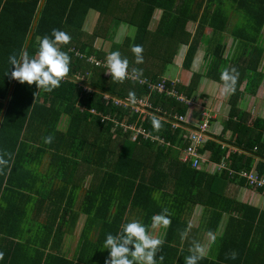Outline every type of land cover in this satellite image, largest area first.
<instances>
[{
	"label": "trees",
	"instance_id": "1",
	"mask_svg": "<svg viewBox=\"0 0 264 264\" xmlns=\"http://www.w3.org/2000/svg\"><path fill=\"white\" fill-rule=\"evenodd\" d=\"M40 2L0 0V113L13 82L0 120V155L8 160L0 166V264H105L108 250L100 247L107 233L115 234L135 213L132 220H142L150 230L151 217L163 209L171 223L157 236L164 241L158 264H184L197 228L216 237L198 264H264V209L228 194L230 186L249 187L245 180L228 169L210 173L180 160L188 143L185 124L173 128L170 119L185 115L188 105L137 80L114 81L104 66L81 56L105 62L119 51L129 72L142 69L139 78L151 83L164 79L166 89L174 87L186 100L197 95L202 79L223 87L221 72L235 67L239 77L227 95L222 131L209 133L199 151H208L214 162L225 158L236 171L251 169L258 159L255 168L264 175V118L243 105L264 85V45L258 43L264 0H43L37 16ZM90 10L97 16L88 32L83 26ZM121 23L133 32L116 42ZM53 29L70 36L68 44L58 45L71 58L61 85L46 92L34 82L12 79L8 56L19 57L25 49L34 57L39 41ZM206 29L200 70L187 83L166 75L181 48V69H191ZM135 45L143 49L139 64L131 51ZM129 92L135 99L147 97L144 113L102 98L108 93L128 99ZM154 116L162 123L159 131L152 128ZM121 122L136 124L147 137L133 138ZM256 192L264 195L262 189ZM195 206L206 217L192 228L188 212ZM76 229L67 257L63 245Z\"/></svg>",
	"mask_w": 264,
	"mask_h": 264
},
{
	"label": "clouds",
	"instance_id": "2",
	"mask_svg": "<svg viewBox=\"0 0 264 264\" xmlns=\"http://www.w3.org/2000/svg\"><path fill=\"white\" fill-rule=\"evenodd\" d=\"M70 36L64 31L53 29L51 37L45 35L38 45V51L34 57L27 53L19 55L11 54L8 56V64L12 66L10 77L21 84L32 85L33 82L37 89L50 92L61 85L62 80L70 71V56L62 51L58 45L68 44ZM131 51L135 55L137 64L143 62V49L140 45L132 47ZM106 73L111 75L114 81L122 82L129 76V61L122 57L119 51H112L106 56ZM9 74V69L6 75ZM131 74L137 79L142 76V69H132ZM239 72L235 67L225 69L220 74V80L223 87L221 94L229 95L236 89ZM135 93L129 92L128 99L135 101ZM151 125L154 131H159L162 123L155 116L151 119ZM51 141V137L45 138V142ZM7 155V154H5ZM8 160L4 155H0V166L7 165ZM171 223L168 209H163L161 213L154 214L151 217V228H167ZM212 239L216 237L213 234ZM163 239L154 236L149 231L142 220L135 219L121 224L119 230L115 233H107L103 240L101 249L108 250L109 258L105 264H158L162 262L163 257L157 256ZM190 255L185 257L184 264H198L206 254V248L196 242L189 249ZM235 254H233L234 257Z\"/></svg>",
	"mask_w": 264,
	"mask_h": 264
},
{
	"label": "built area",
	"instance_id": "3",
	"mask_svg": "<svg viewBox=\"0 0 264 264\" xmlns=\"http://www.w3.org/2000/svg\"><path fill=\"white\" fill-rule=\"evenodd\" d=\"M81 56L85 57L86 60L90 63H93L96 66L102 65L105 67V71H107L106 63L95 59L93 55L85 56L81 54ZM129 80H137L140 84H147L148 88L150 90H156L158 92H166L167 95H171L175 97V99L179 101H183L188 105V110L191 108L192 105L196 104V98L186 100L183 94L178 95L177 92L174 90V87L171 89H166L165 87V80L163 79L160 82L157 83H151L147 80V78H136L134 75L129 72V76L126 78ZM92 89L88 88L86 91H91ZM103 100H105L106 103H113L114 105L119 106H130V109H132L133 112H139L144 113L145 112V106H149V103L147 101V97L143 98H137L135 101H130L128 99H119L118 97L112 96L108 93H104L102 96ZM94 112V110H92ZM187 112L185 115H176L174 114L172 116L171 123L172 127L176 128L178 126H181L183 123L185 126V134L183 135L184 139L188 141L187 146L182 150V155L180 160L184 163L190 164L193 168H203L210 172H220L222 169H228L229 174L236 175L237 179H244L245 183L247 184V188H244L248 190L251 188L253 191L256 192L258 189H262L264 191V175L260 174L256 168L255 164L252 165L251 169H240V170H233L229 168L226 164L225 158H222L219 162H214L210 158V153L208 151L200 152L199 149L202 147V145L206 142V140L209 138V130H208V114L205 112H202L201 114L204 116L203 122H195V121H189L186 120ZM107 117V116H103ZM114 120V118H112ZM117 123V122H116ZM119 125L124 129H130L133 132V138L137 136V134H142L144 137H147V134L144 132V130L136 126L134 123H128L125 124L124 122L119 123ZM190 126V127H189ZM256 147L254 148V150ZM235 151V149L233 148Z\"/></svg>",
	"mask_w": 264,
	"mask_h": 264
},
{
	"label": "rangeland",
	"instance_id": "4",
	"mask_svg": "<svg viewBox=\"0 0 264 264\" xmlns=\"http://www.w3.org/2000/svg\"><path fill=\"white\" fill-rule=\"evenodd\" d=\"M94 14V12H92ZM91 14V13H89ZM96 15V14H94ZM89 16V15H88ZM159 16V11H156L154 13V18L157 19ZM88 19V18H87ZM93 21H94V17H93ZM91 22V20L89 19L88 23L86 22V24L84 25L83 29L87 30L88 32L91 31V27L89 25V23ZM89 25V26H88ZM190 29L191 28V25ZM117 34L115 37L116 41H120L122 39V37L126 34L127 30H123V27L121 26L118 30H117ZM132 30H129V32L132 34ZM210 34V29H206L204 32V35L201 39L200 42V46L198 47V50L196 52V56L194 59V63L192 66V69H190L189 71H183L181 70V56H182V48L179 51V54L175 60L174 65H171L168 67L167 69V74L169 76H172L173 78L177 77L180 79V81L182 80V82L187 83L190 75L192 72H196L198 71L199 67L201 66V61H202V57H203V53L204 50L208 44V35ZM224 39H225V43L227 45V47H230L231 45V38L228 35V33L224 34ZM258 43L260 45H264V28L262 30L261 36L259 38ZM106 47V44H103ZM106 73V71H105ZM176 79V78H175ZM88 86H84L83 89L84 90H88ZM222 88V86L209 81L207 79L203 80L201 82V84L198 86L197 88V95L194 97V99L196 98V104L192 105L191 108L189 109V111L187 112V116H186V120L189 121H197L199 123L203 122L204 120V116L201 114L202 112H205L208 114V130L211 131L212 127H216L217 124H220L221 126L223 125V120L226 117V110H227V104H226V100H227V95H223L221 94L220 89ZM216 107L219 108V110H216ZM264 107V103L262 102V98H261V91H258L257 94L255 95L254 98H249L248 100H246V102L244 103V108L248 109V111L251 113L252 116H260L262 115V111L264 112V110H262V108ZM216 115V117L214 119H216L215 121L211 122V120H213V118L211 117V115ZM216 122V123H215ZM215 124V125H214ZM229 135L225 134L224 137H227ZM47 163V158L44 159L43 161V168L45 167ZM88 180L90 179V177H87ZM87 180V181H88ZM251 189V188H249ZM252 190V189H251ZM233 190H231L230 192H232ZM241 192L243 194V197L246 199H243L242 201L244 202H248L252 205H256V206H260V207H264L263 204L260 205V201L259 200H255V198H261L260 193H253V195L249 196V194L246 195V193L244 192V189L241 188L239 189L237 192ZM237 192L231 194L228 192L229 195L231 196H236V198H240V194L239 196H237ZM235 194V195H234ZM202 207H193V209H191V211L188 212V218L192 219L193 215H198L200 217V223L204 220L206 212H204L202 209ZM133 217H136V213L132 216H130V221L132 220ZM134 220V219H133ZM81 224H82V220H81ZM199 224V222H198ZM192 225H197L195 222H193ZM224 228V220L221 221V226L218 229V232H221ZM77 234H78V229L74 230L72 236H67V238L65 239V241L69 240L68 242V247L72 248L74 246V244L76 243V239H77Z\"/></svg>",
	"mask_w": 264,
	"mask_h": 264
},
{
	"label": "crops",
	"instance_id": "5",
	"mask_svg": "<svg viewBox=\"0 0 264 264\" xmlns=\"http://www.w3.org/2000/svg\"><path fill=\"white\" fill-rule=\"evenodd\" d=\"M92 12H94V11H92V10H90L89 12H88V14H87V17H86V20H85V22H84V25L86 24V22L88 23V21H89V19L91 20V22L89 23V25H90V27H91V29H92V27H93V24H94V22H95V18H96V16H97V14H96V12H94V14H96V15H94ZM89 13H91V14H89ZM159 14H160V11H159ZM89 15V16H88ZM93 17H94V21H93ZM159 17V16H158ZM88 18V19H87ZM88 25V26H89ZM123 27V30H127V32H129V30H131V27H129L127 24H125V23H121L117 28H116V30H115V34H114V40H115V37H116V34H117V30L120 28V27ZM84 27V26H83ZM132 31H133V29H132ZM126 32V34H128ZM125 34V35H126ZM124 35V36H125ZM123 36V37H124ZM122 37V38H123ZM116 41V40H115ZM121 41V40H120ZM116 42H119V41H116ZM104 46V45H103ZM200 46V45H199ZM182 50H183V52H182V55L184 54V51H185V49L184 48H182ZM181 58H182V56H181ZM193 63H194V61H193ZM201 65H202V61H201ZM192 66H193V64H192ZM192 66H191V69H192ZM181 68V67H180ZM200 68H201V66L199 67V69H198V71L200 70ZM182 70V69H181ZM169 77V76H168ZM175 78H177V77H175ZM177 79H179V78H177ZM203 80H205V79H202V81ZM201 81V82H202ZM201 84V83H200ZM258 91H261V98H262V96H263V93H264V85L262 84V85H260L259 86V88H258ZM257 91V92H258ZM255 96H253V97H249V98H254ZM248 98V99H249ZM247 99V100H248ZM246 102V101H245ZM244 102V103H245ZM262 102L264 103V101H263V99H262ZM244 103H243V105H244ZM227 104V103H226ZM246 109V108H245ZM216 110H219V108H217L216 107ZM247 111H248V109H246ZM262 110H264V107L262 108ZM226 112H227V110H226ZM249 112V111H248ZM261 117H263L264 118V112L262 111V115H260ZM211 117L213 118V120H211V122H213V121H215L216 119H214L215 117H216V115L214 114V115H211ZM217 118V117H216ZM216 123V122H215ZM215 125V124H214ZM221 131H222V126L220 125V124H217L216 125V127L214 126V127H212V130L211 131H209V133H213V134H219V133H221ZM227 135H229V133H226ZM228 137V136H227ZM257 160L258 159H254L253 160V164H255L256 162H257ZM231 190H233L232 192L233 193H235V192H237V191H235V189H234V187L233 186H230L229 187V190H228V192L229 193H231L230 191ZM244 192L246 193V195L247 194H249V196H251V195H253V193H255V191H253V190H251V189H248V190H246V189H244ZM233 193H231V194H233ZM258 193V192H257ZM239 194L241 195L240 196V198H238V199H240V200H243V199H246V198H244L243 197V194L239 191V192H237V196H239ZM235 195V194H234ZM260 196H261V198H255V200H259L260 201V205L261 204H263L264 205V195L263 194H260ZM196 207V206H195ZM198 207H200V206H198ZM257 207H259V208H262V209H264V207H260V206H257ZM202 210H203V208H201ZM205 217H206V215H205ZM193 222H195L197 225L195 226V225H192L193 224ZM198 222H199V224H200V217L197 215H193V217H192V219H189V225H190V227H192V228H197L198 227ZM160 228L161 227H157V228H150V232L154 235V236H158L159 235V231H160ZM198 229V231L196 232V233H194L193 234V238H192V241H191V246L193 245V243H196V242H198V243H200V244H202L205 248H206V254H207V251H208V248H209V245H210V243H211V240H212V235L210 234V233H208V232H204L203 230H202V228H197ZM68 242H69V240H67V241H65L64 242V245H63V250H64V252H65V254H66V256L67 257H70L71 256V254H72V251H73V248H74V246L72 247V248H69L68 247ZM75 245V244H74ZM205 254V255H206Z\"/></svg>",
	"mask_w": 264,
	"mask_h": 264
},
{
	"label": "water",
	"instance_id": "6",
	"mask_svg": "<svg viewBox=\"0 0 264 264\" xmlns=\"http://www.w3.org/2000/svg\"><path fill=\"white\" fill-rule=\"evenodd\" d=\"M42 4H43V0H41V2H40L39 9H38V12H37V16H38V13H39V10H40ZM37 16H36V18H35V20H34V22H33V27H34V25H35V23H36ZM33 27H32V28H33ZM31 34H32V31L30 32V34H29V36H28V40H27V42H26V45H27V43H28V41H29V39H30V37H31ZM24 51H25V49H24ZM24 51H23V54H24ZM12 86H13V82H12V84H11L10 87H9V90H8V93H7V97H6V99H5L4 103H3V106H2V109H1V113H0V120H1L2 114H3L4 109H5V106H6V103H7V99H8V97H9L10 93H11Z\"/></svg>",
	"mask_w": 264,
	"mask_h": 264
}]
</instances>
